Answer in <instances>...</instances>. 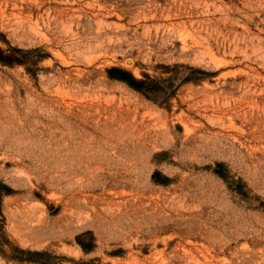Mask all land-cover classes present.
Wrapping results in <instances>:
<instances>
[{"label":"rangeland","instance_id":"rangeland-1","mask_svg":"<svg viewBox=\"0 0 264 264\" xmlns=\"http://www.w3.org/2000/svg\"><path fill=\"white\" fill-rule=\"evenodd\" d=\"M0 264H264V0H0Z\"/></svg>","mask_w":264,"mask_h":264},{"label":"bare ground","instance_id":"bare-ground-1","mask_svg":"<svg viewBox=\"0 0 264 264\" xmlns=\"http://www.w3.org/2000/svg\"><path fill=\"white\" fill-rule=\"evenodd\" d=\"M218 8V7H217ZM206 18V17H205ZM211 18V17H210ZM213 19V18H212ZM215 19V18H214ZM206 20H209V19H206ZM205 20V21H206ZM218 20V19H217ZM212 22V21H211ZM203 23H205V22H203ZM210 23V22H209ZM213 23H215V22H213ZM212 23V24H213ZM205 24H207V23H205ZM211 24V25H212ZM217 24V23H216ZM215 25V24H214ZM214 25H212V30L210 31V34L211 35H213L214 37H215V40L217 41V44H218V46H221L222 44H223V42L225 43V38H222V39H220L221 37H224L226 34L224 33V31L222 30V29H220L218 26H214ZM218 25V24H217ZM205 27H206V25H205ZM211 27V26H210ZM211 29V28H210ZM209 29V30H210ZM232 31V30H231ZM209 32V31H208ZM165 36V35H164ZM231 37H232V35H231ZM231 37H229L230 39H231ZM236 37V36H235ZM215 41V42H216ZM229 41V40H228ZM224 45H226V43L224 44ZM229 45V44H228ZM207 46V45H206ZM227 46V45H226ZM218 48V47H217ZM224 48V47H223ZM222 50H224V49H222ZM79 86H80V84H79ZM83 86H86V85H83ZM87 91V90H86ZM132 106H130V108H131ZM130 108H128L129 110H130ZM144 108V107H143ZM147 108V107H146ZM114 110H115V108H113ZM125 109V108H124ZM127 109V108H126ZM96 110V109H95ZM135 110L137 111V114H135V116L134 117H130L129 115H127V116H124L123 118V120H119V121H121L120 122V125H121V127L123 128V130H124V134H126V136H127V138H129L130 140H132L133 141V144L134 145H138L139 143H142L141 141H142V139L144 138V139H151V138H153V134L151 133V131L149 130H147V133H146V131H145V133H146V136H143V134H141V132L143 131V129H145V128H149V126L152 124V120L151 119H147V120H145V119H141V120H138L137 119V116H139V115H141V116H144V114L142 113V110L140 111V109H138V108H136L135 107ZM88 111V110H87ZM94 111V110H93ZM112 111V110H111ZM91 112V111H90ZM133 112V111H132ZM135 112V111H134ZM133 112V113H134ZM84 113V112H83ZM112 113V112H111ZM116 113V112H115ZM123 112H121V114H122ZM132 113V114H133ZM136 113V112H135ZM153 115V114H152ZM94 116V115H93ZM94 118V117H93ZM105 118V117H104ZM141 118V117H140ZM101 120H106V119H101ZM98 121V120H97ZM118 121V120H117ZM157 121V120H156ZM101 122H103V121H101ZM108 124V123H107ZM102 126H103V123L101 124ZM113 125V124H112ZM118 125V124H117ZM107 127H108V125H107ZM107 127H105V128H107ZM153 127V126H152ZM1 128H3V127H1ZM113 128V127H112ZM153 128H155V127H153ZM116 130V129H115ZM122 131V130H121ZM110 132V131H109ZM116 132V131H115ZM157 133V132H156ZM10 136V135H9ZM3 139V138H2ZM135 139V140H134ZM148 139V140H149ZM4 140V139H3ZM8 140V139H7ZM147 142V141H146ZM152 142V141H151ZM5 145V144H4ZM107 194V193H106ZM112 199V198H111Z\"/></svg>","mask_w":264,"mask_h":264},{"label":"trees","instance_id":"trees-1","mask_svg":"<svg viewBox=\"0 0 264 264\" xmlns=\"http://www.w3.org/2000/svg\"><path fill=\"white\" fill-rule=\"evenodd\" d=\"M176 68H191L188 64H176ZM192 78V75H170L168 78L164 80H152V81H144L141 83L138 88L143 91L147 96L156 99L157 94L161 92V89H164V86H171V91L169 92L168 96L173 94L176 89L185 81ZM131 82L132 79L128 78ZM166 85H165V84ZM166 96V98L168 97Z\"/></svg>","mask_w":264,"mask_h":264}]
</instances>
